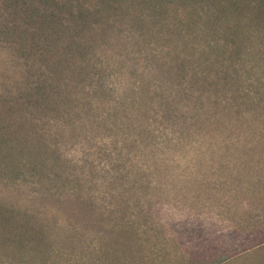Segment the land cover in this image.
Wrapping results in <instances>:
<instances>
[{
    "label": "rangeland",
    "instance_id": "rangeland-1",
    "mask_svg": "<svg viewBox=\"0 0 264 264\" xmlns=\"http://www.w3.org/2000/svg\"><path fill=\"white\" fill-rule=\"evenodd\" d=\"M112 21L93 37L89 79L70 80L72 103L42 122L48 179L0 178V201L45 226L55 244L41 250L54 264H264V110L247 105L240 117L220 86L190 97L189 83L168 76L169 34ZM15 53L0 40V96L24 85ZM254 60L235 58L237 84L264 78Z\"/></svg>",
    "mask_w": 264,
    "mask_h": 264
},
{
    "label": "trees",
    "instance_id": "trees-1",
    "mask_svg": "<svg viewBox=\"0 0 264 264\" xmlns=\"http://www.w3.org/2000/svg\"><path fill=\"white\" fill-rule=\"evenodd\" d=\"M125 18L143 32L170 35L174 54L168 76L175 86L189 83L190 97H206L201 90L197 94V86L204 85L206 93L220 86L233 91L240 117L247 105L264 110V78L251 89L237 84L243 66L234 65L244 55L256 58L254 64L264 62V0H0V40L14 48L27 68L23 87L0 96L1 179H20L24 170L48 179L42 122L72 103L70 82L80 85L89 79L93 37L106 34L109 19ZM259 203L264 206V198ZM54 244L36 216L0 201V253L5 250V256L18 261L28 250L40 256L33 263L54 264L58 259L51 261L41 250ZM104 251L111 255L109 248Z\"/></svg>",
    "mask_w": 264,
    "mask_h": 264
}]
</instances>
